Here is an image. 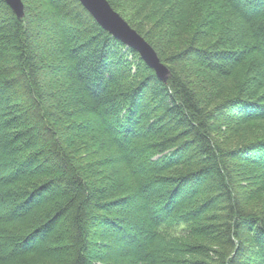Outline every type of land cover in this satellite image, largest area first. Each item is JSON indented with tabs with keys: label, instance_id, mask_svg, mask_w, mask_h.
<instances>
[{
	"label": "trees",
	"instance_id": "trees-1",
	"mask_svg": "<svg viewBox=\"0 0 264 264\" xmlns=\"http://www.w3.org/2000/svg\"><path fill=\"white\" fill-rule=\"evenodd\" d=\"M137 1L165 83L78 0H0V264H264V0L167 43Z\"/></svg>",
	"mask_w": 264,
	"mask_h": 264
},
{
	"label": "rangeland",
	"instance_id": "rangeland-1",
	"mask_svg": "<svg viewBox=\"0 0 264 264\" xmlns=\"http://www.w3.org/2000/svg\"><path fill=\"white\" fill-rule=\"evenodd\" d=\"M136 3L137 4L134 6L129 4V2L124 3V6L122 5L121 7L125 10V13L128 14L126 15L129 16L139 28L143 29L147 34H149V37L160 39V41L163 40L165 43H167L169 40V35H171L173 32L172 23H174L177 28H181L182 31H185V34L187 35L192 25H194V30L195 27L197 30V27L200 26V23L205 21L204 19L210 18V21H212L211 15L215 14V11H218L222 5L218 0H138ZM170 7H176L175 9L177 10L183 8V18L179 16L177 10L170 11ZM167 10H169L170 19L172 16L177 18L178 21H176V19L175 21L173 20V22H171L167 17ZM117 14L121 17L119 13ZM121 18L123 19V17ZM161 18L163 19L160 20ZM123 20L127 23L125 19ZM188 24H190L189 30L182 29V27ZM236 24H241V22L232 18L220 21V25L217 28L216 33L217 31L221 32L226 29V37L231 38L233 34L230 30L232 29V26L235 27ZM48 28V33L43 32L42 35H47V40H51L53 35H51L50 31H53V27L51 26ZM208 29L212 30L211 27L206 28V30ZM56 72L57 71L55 69L52 71L54 75L57 74ZM166 75L167 73L165 74V77ZM165 80L163 83L166 82ZM259 126V129H264L263 123L259 124Z\"/></svg>",
	"mask_w": 264,
	"mask_h": 264
},
{
	"label": "water",
	"instance_id": "water-1",
	"mask_svg": "<svg viewBox=\"0 0 264 264\" xmlns=\"http://www.w3.org/2000/svg\"><path fill=\"white\" fill-rule=\"evenodd\" d=\"M17 18L23 16L21 0H3ZM95 22L113 38L135 51L156 77L164 82L166 68L152 47L133 30L109 5L107 0H78Z\"/></svg>",
	"mask_w": 264,
	"mask_h": 264
}]
</instances>
